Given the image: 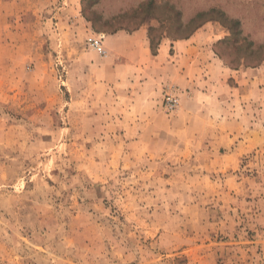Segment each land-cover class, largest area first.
I'll list each match as a JSON object with an SVG mask.
<instances>
[{"label":"rangeland","instance_id":"374dc122","mask_svg":"<svg viewBox=\"0 0 264 264\" xmlns=\"http://www.w3.org/2000/svg\"><path fill=\"white\" fill-rule=\"evenodd\" d=\"M140 27L264 63V0H0V264H264V98L240 125L142 85L106 42Z\"/></svg>","mask_w":264,"mask_h":264},{"label":"crops","instance_id":"0c3cea01","mask_svg":"<svg viewBox=\"0 0 264 264\" xmlns=\"http://www.w3.org/2000/svg\"><path fill=\"white\" fill-rule=\"evenodd\" d=\"M146 39L147 31L140 27L132 33L108 34L106 42L114 43L119 50L135 52L136 57L128 54L124 63L139 65L142 85L152 90L166 83L178 86L184 90L182 104L186 109L194 106L195 112L202 111L215 98L221 105V113L237 116L243 113L237 123L255 125L256 106L260 95L264 98V90H256L257 82H264V63L259 67L228 68L219 58L206 55L202 41L190 38L161 41L155 53L148 55ZM141 53L143 59L139 60L137 55ZM245 113L249 114L244 116ZM241 120L244 122L240 123Z\"/></svg>","mask_w":264,"mask_h":264},{"label":"built area","instance_id":"2783aa9c","mask_svg":"<svg viewBox=\"0 0 264 264\" xmlns=\"http://www.w3.org/2000/svg\"><path fill=\"white\" fill-rule=\"evenodd\" d=\"M86 43L99 54H104L105 49L103 47L102 38L96 34H89L86 37ZM177 99L171 95L166 96L165 102L168 109L172 110L175 108Z\"/></svg>","mask_w":264,"mask_h":264}]
</instances>
